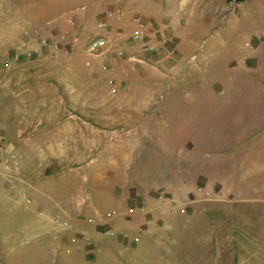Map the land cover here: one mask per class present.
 Returning a JSON list of instances; mask_svg holds the SVG:
<instances>
[{"label": "rangeland", "instance_id": "rangeland-1", "mask_svg": "<svg viewBox=\"0 0 264 264\" xmlns=\"http://www.w3.org/2000/svg\"><path fill=\"white\" fill-rule=\"evenodd\" d=\"M136 20L165 29L170 42L136 71L111 51L113 95L103 60L86 46L121 33V47L137 55L129 40ZM49 36L70 55L0 69V125L19 163L17 170L0 166V217L15 212L22 232L5 263L64 258L54 237L66 231L57 221L88 238L93 229L109 246L117 239L106 230L144 220L155 226L149 246L125 241L95 256L110 264H264V0H0V66L25 43ZM164 98L171 129L198 143L197 178L183 177L184 186L174 178L177 158H186L177 155L182 139L129 133L131 116ZM136 146L143 148L133 155ZM205 170L219 186L204 185ZM131 177L142 181L132 201L122 208L107 202L104 186ZM201 187L212 197L196 195ZM136 206L147 214L107 219Z\"/></svg>", "mask_w": 264, "mask_h": 264}, {"label": "crops", "instance_id": "crops-1", "mask_svg": "<svg viewBox=\"0 0 264 264\" xmlns=\"http://www.w3.org/2000/svg\"><path fill=\"white\" fill-rule=\"evenodd\" d=\"M175 87V86H174ZM178 89H181L183 91H189L192 89V87L188 84H180L179 86H176ZM170 95H168L169 97ZM171 97V96H170ZM151 103V102H150ZM145 104L143 105V109H149L150 113L145 114V115H134L131 116V121H130V137L133 139H137L138 137L142 139H154V138H163L164 133L168 134V140L171 141L174 137L178 136V129L177 130H172L171 125H169L170 120L165 117V112H167V105H166V98L162 100H157L155 102H152L151 104ZM156 110H155V109ZM153 110L156 114H153ZM164 114V116H162ZM176 121V118H175ZM178 121V119H177ZM141 124L142 128L141 130L139 129V125ZM180 130V129H179ZM154 131H157V134L155 135ZM174 134V135H173ZM182 137V136H181ZM184 138V137H182ZM179 137V139H182ZM192 139V138H191ZM169 143V142H168ZM198 145V143H194L193 141L190 140V138L182 139L177 143V155L178 156H186V158H177V162H175L174 166V178L176 184L178 186H184L185 183L182 181L183 177L186 178L190 177V180L194 181L197 178V175L193 174L194 172V166L196 163H194V158L193 157V152L195 147ZM140 148H143V146L138 147L136 146L133 148L132 154H136L137 150ZM194 165V166H193ZM205 186L209 187H215L219 186L218 184L209 174L208 170H205ZM190 172V174H188ZM196 173V172H195ZM141 182H139L137 179L131 177L129 180H127L125 183L122 184H117L114 182H110L109 185H105V199L109 203H117L116 207L122 208L123 204L122 203H128L129 201H132L133 199V194L137 193L136 188H142L140 185ZM202 188V187H201ZM205 189V188H204ZM208 191V189H205ZM210 192V191H209ZM196 194V192H195ZM197 195V194H196ZM10 220H13V226H12V232L9 231L10 229ZM0 221L4 229L0 230L1 234H6V232L11 233L13 235V238L11 237H0V264H6L5 263V254L6 250L10 249V246L14 248V250H17L19 248L20 244V236L22 235L21 229L18 228L16 229V215L15 212L12 214L11 212H4L2 216L0 217ZM8 222L7 224H4V222ZM141 223L140 225H133V224H119L116 223V225L112 226L113 231H117L116 233H133L135 236H140L141 237V243L138 245H134L130 242H125L124 240L121 241V238L116 237L117 240L120 241H113V243H110L109 246H112L114 248H120V246L124 245V242L127 245H133V246H140L143 243H146L147 246L151 244L150 241V235L154 231V223L152 221L147 222L144 220H139ZM149 223V224H148ZM153 223V224H152ZM137 224V223H136ZM147 225V226H146ZM151 225V226H148ZM7 227H9L7 229ZM83 230L85 228H82ZM93 229L90 230L92 235L89 238L91 241V244L89 246H84L81 243L75 244L72 242V239L77 236V232L83 235H87L85 232L82 231L80 232L79 230L77 231L76 229L69 230L66 232H63L60 237L55 236L54 238L58 239L60 241L59 245L62 248V255H65L64 258H61L59 260H44L43 262H40L39 264H110L111 262L108 261L107 259L102 257H96L95 255H100V253H104L107 251L109 248L108 244H103L102 242H98L99 238L98 235L99 233H94ZM148 233V235H146ZM8 238V240L6 239ZM7 240V241H6ZM118 242V243H117ZM8 245V246H7ZM130 249L126 247V250ZM133 263H137L136 261H132Z\"/></svg>", "mask_w": 264, "mask_h": 264}, {"label": "built area", "instance_id": "built-area-1", "mask_svg": "<svg viewBox=\"0 0 264 264\" xmlns=\"http://www.w3.org/2000/svg\"><path fill=\"white\" fill-rule=\"evenodd\" d=\"M69 24H73V20H69ZM98 27L107 31L109 24L107 22H100ZM26 35L32 36L27 33ZM118 38L110 40L108 36L102 35L97 36L92 39L86 46V52L94 57L103 60L101 65V71L107 76V86L111 94H118L119 88L114 77L109 76L112 73L111 65L108 63L111 51L114 52L116 58L127 59L130 64V70L136 71L137 64L145 63L144 60L147 56H153L160 54L162 51H166L169 45V37L165 29L153 26L141 20H136V25L130 35V45L137 52L136 54L127 55V52L121 47V42L123 41V35L117 33ZM33 38V37H31ZM64 39V38H62ZM63 54L65 56L70 55V49L64 46L62 41L55 40L54 36L41 38L37 44L28 45L25 43L21 51L14 52L7 55L4 64L0 66V69L10 70L15 67V65L20 64L22 61L31 62L44 57H55L57 54ZM0 153L4 156V159L0 160V166L11 168L12 170H17L18 168V156L14 149L5 140L3 131L0 125ZM3 172L0 171V177ZM14 182V181H13ZM198 196L204 198H211L212 194L206 191L204 188H198L196 190ZM172 205V203H169ZM147 214V209L144 206L130 207L126 212H112L107 214V219L112 220L116 217H132L135 215H145ZM59 227L62 231L72 230V226L66 221H57ZM89 224H96V220H88ZM107 237H119L126 242H130L134 245L141 243L140 236H132L129 233H116L115 231L108 229L104 232ZM75 244L81 243L84 246H89L91 241L88 237L77 232V236L72 239Z\"/></svg>", "mask_w": 264, "mask_h": 264}]
</instances>
